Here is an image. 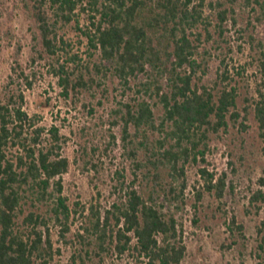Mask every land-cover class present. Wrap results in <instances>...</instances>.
I'll return each instance as SVG.
<instances>
[{"label": "trees", "instance_id": "1", "mask_svg": "<svg viewBox=\"0 0 264 264\" xmlns=\"http://www.w3.org/2000/svg\"><path fill=\"white\" fill-rule=\"evenodd\" d=\"M237 1L22 0L32 20L30 62L50 67L65 98L80 100L81 94L98 91L105 96L108 79L142 94L119 100L108 115L109 126L117 130L109 132L104 149L119 147L131 165V178L117 175L114 199L89 206L90 223L75 234L86 249L93 244L95 253L124 257L128 264H180L186 244L175 211L187 185L186 164L197 158L204 163L198 168L204 187L217 198L226 187L233 190L226 171L216 175L207 168V140L230 121L246 128L238 119L247 117L250 105L264 149V57L257 98L247 104L245 97L241 109L236 87L224 84L226 70L209 85L197 74L207 63L195 58L202 36L206 41L214 33L221 36L226 22H235ZM254 1L264 9V2ZM205 6L212 18L204 15ZM76 10L86 15L82 26ZM73 19L86 40L87 60L69 55L70 43L59 33ZM19 77L31 86L23 70ZM23 98L22 91H11L0 100V264H60L54 259L60 248L54 246L51 225L59 227L58 239L67 243L70 215L77 213L62 194L70 164L64 154L67 138L57 126L39 124L23 109ZM157 105L160 115L154 112ZM85 164L96 168L91 159ZM258 183L249 196L255 209L264 208V178ZM201 195L197 190L198 200ZM229 223L244 238L235 215Z\"/></svg>", "mask_w": 264, "mask_h": 264}, {"label": "rangeland", "instance_id": "2", "mask_svg": "<svg viewBox=\"0 0 264 264\" xmlns=\"http://www.w3.org/2000/svg\"><path fill=\"white\" fill-rule=\"evenodd\" d=\"M209 1L215 0H206ZM234 9L235 22L229 19L221 36L214 33L206 41L204 34L195 58L197 62L207 60L197 72L205 84L209 85L217 73L227 71L224 84L236 87L241 109L246 103L245 97L249 99L247 104H253L257 98L256 88L262 84L260 62L264 57V9L254 0L249 5L238 0ZM210 14L211 10L205 6L204 15L212 18ZM74 17L80 26L86 21V15L80 10H76ZM76 21L73 19L61 26L59 33L70 43L69 55L76 53L81 60H87L86 40L75 29ZM31 24L22 0H0V100L7 92L22 91L23 109L39 124L57 126L67 138L64 154L70 164L63 174L62 194L77 213L70 215L67 243L58 239L59 227L51 225L54 246L60 248L54 259L60 264H82L81 254L84 264H128L124 257L95 253L97 249L93 244L86 249L75 234L89 225L88 208L91 204L102 207L114 199L111 191L117 175H123L127 180L131 178V165L123 158L119 147L113 145L106 151L104 149L109 132L117 130L109 126L108 115L119 100L141 98L142 94L134 89L124 90L122 85L108 79L104 81L105 96L98 91L94 95L83 93L80 100L65 98L50 67L30 62ZM213 24L209 28L211 31ZM198 30L203 31V27L199 26ZM64 56L60 62L65 61ZM16 62L19 66L14 70ZM20 70L28 75L31 86L19 77ZM252 108L250 105L245 119H238L246 128L230 121L225 129L210 133L207 140L205 158L210 163L207 168L216 175L226 171L227 178L233 181V190L226 187L224 195L217 198L213 191L204 187L198 169L204 163L197 158L185 166L187 185L183 201H178L180 207L175 211L183 225L186 244L180 264H264V208L255 209L249 205L250 191L259 187V178H264L263 142L258 135ZM154 112L161 114L160 105L154 107ZM89 159L96 168L85 164ZM140 184L143 188L145 181ZM197 190L202 193L199 200ZM173 204L171 208L175 210ZM231 215L243 224L244 238L237 230L231 229Z\"/></svg>", "mask_w": 264, "mask_h": 264}]
</instances>
